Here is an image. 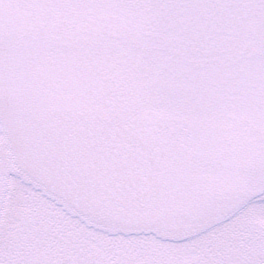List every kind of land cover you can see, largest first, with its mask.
I'll use <instances>...</instances> for the list:
<instances>
[{
    "label": "snow or ice",
    "instance_id": "obj_1",
    "mask_svg": "<svg viewBox=\"0 0 264 264\" xmlns=\"http://www.w3.org/2000/svg\"><path fill=\"white\" fill-rule=\"evenodd\" d=\"M17 138L57 186L13 174ZM0 264H264V0H0Z\"/></svg>",
    "mask_w": 264,
    "mask_h": 264
},
{
    "label": "rangeland",
    "instance_id": "obj_2",
    "mask_svg": "<svg viewBox=\"0 0 264 264\" xmlns=\"http://www.w3.org/2000/svg\"><path fill=\"white\" fill-rule=\"evenodd\" d=\"M51 185L49 187H53ZM39 202V198H37ZM66 211L69 215L75 214H83L82 211L79 210L78 204L75 200H72L70 196L66 197V204H65ZM226 208V206H225ZM224 208V209H225ZM223 209V210H224ZM222 210V211H223ZM221 211L215 210L211 211L209 214H206L203 218L192 219L187 218L185 220V225L188 230H200L207 227L210 223L213 222L214 216ZM53 219L57 223V225L64 231L65 236V246L63 251L66 253H72L76 251H80L83 249L89 248H96L100 238L94 232L88 231L87 228L76 224L74 221L69 220L68 216L64 213L57 212L54 214ZM105 221L99 220V224L103 225ZM253 230L259 227L258 223L253 221L250 225ZM160 238L163 239L167 237L169 234L167 232L159 233ZM223 236V234H221ZM139 243L146 245L144 249L141 250V254L148 255L151 254L153 251L156 250L158 247V243L156 240H143ZM226 247V237L225 238H213L209 242H200L198 244H194L189 246L186 249H178L180 251H188L195 253L198 256H205L209 254V250L218 251L220 249H224ZM42 254L47 253V249L41 250Z\"/></svg>",
    "mask_w": 264,
    "mask_h": 264
},
{
    "label": "flooded vegetation",
    "instance_id": "obj_3",
    "mask_svg": "<svg viewBox=\"0 0 264 264\" xmlns=\"http://www.w3.org/2000/svg\"><path fill=\"white\" fill-rule=\"evenodd\" d=\"M8 151L11 153V156L15 161L12 172L13 174L18 175L20 179L25 181L32 180L46 187L58 185L59 181L51 168L50 161L44 157L37 156L33 149L25 144L22 139H15L9 145ZM246 176L250 182L255 183L256 173L254 171H248ZM13 183L15 184V182ZM71 198L72 200H75V198ZM77 204L80 211L91 215V211L87 209L83 203ZM225 206L226 205L222 201H214L198 214L189 217V219L191 218L193 221V219L203 218L211 211H222Z\"/></svg>",
    "mask_w": 264,
    "mask_h": 264
}]
</instances>
